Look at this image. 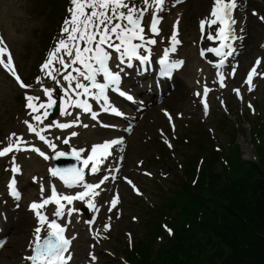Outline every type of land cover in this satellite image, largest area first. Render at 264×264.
Wrapping results in <instances>:
<instances>
[{
  "label": "snow or ice",
  "instance_id": "1",
  "mask_svg": "<svg viewBox=\"0 0 264 264\" xmlns=\"http://www.w3.org/2000/svg\"><path fill=\"white\" fill-rule=\"evenodd\" d=\"M165 2L166 0H143V7H137L131 3V0H71L73 7L68 10L70 18L65 19L61 29V38L58 40L53 51L49 53L48 59L41 65V72L57 84L61 83L57 77H62L63 81L67 82L64 93L68 97L65 102L69 107L81 109L82 112L90 114L94 120L98 119L99 112L93 110L92 104L87 99H82V97L87 96L92 97L96 103L100 104L101 111L123 116L124 113L112 104L108 95L109 90H113L122 96L127 95L119 87L121 81L119 71H113L110 67V50H114L119 54L121 63H124L126 58L129 61L132 58H136L143 63H147L149 56L140 54L139 50L145 45L157 43L155 36L159 35L157 24L160 17L158 13L163 10ZM238 7V0H213L210 13L199 22L202 33L207 26V39L220 41L218 48L207 49L210 52H214L218 57H221L217 65L218 68L224 66L227 58L231 57L235 52L232 42L239 39L234 34V25L236 24L234 13ZM89 9L90 11H88ZM150 9L152 11V20L146 34L145 28L142 26V18ZM253 15H257L258 19L264 22V15H258L255 10H253ZM113 21L119 22L113 23ZM178 23V20L174 23L173 31L168 38L172 42L171 47L164 50L163 58L160 60L161 65L164 66L162 72L164 75H170L172 69L178 68L183 64V61L180 60L169 61L170 52H175L176 45L180 43L177 39ZM81 44H83V47H81ZM5 56L7 57L6 61L4 59ZM65 57L68 59H65ZM260 62L257 59L247 73L245 83L248 85L249 91H252L254 76H264V73L257 72V66ZM0 65L15 78L21 88L28 89L30 87L17 74L13 65L11 52L7 49L2 37H0ZM69 69L71 70L69 71ZM234 74L235 68L232 69V75L234 76ZM99 76L103 77V82L98 81ZM218 76L220 86L224 87L225 77L223 73L218 72ZM37 82H40L39 77L37 78ZM43 91L47 96V103L40 102L37 105L36 102L40 100V97L29 95L27 92L25 95V106L30 110L29 115L32 117V120L37 123H43L42 116L47 118L49 115L48 110L56 103L52 99L51 90L44 88ZM208 91L209 89L205 86V96H207ZM233 91L237 95L240 94L239 88H235ZM197 95L200 94L197 93ZM240 98L243 99L242 96ZM127 99L132 100L133 97L127 95ZM207 107V103L205 102V113H207ZM249 107L251 108L252 105L249 104ZM41 109H43L42 113ZM62 115L72 116L73 113L65 109ZM169 119H171L170 115ZM24 123L30 131L38 135L40 141L46 143L53 150L55 157L72 155L81 161V166L79 167L73 166L67 169L53 167L50 169V172L54 177L59 176L67 187H80L83 189L82 191L77 192L75 195H58L55 185H51V195L49 197L44 198L41 202H33L30 205V208L37 217V226L34 228L35 236L29 245V247L33 248L35 254L27 256L26 259L31 264H67V261L71 260V254L66 256L65 253L69 252L71 240L64 236L66 227L58 223V220L65 216V214L71 216L73 212L78 210L67 208L66 211V205L61 203V201H66L67 205H71L74 200L85 201L87 197V207L90 209L95 208L96 205L93 203V200L96 196L100 195L96 189H100L101 185L105 181H108L110 177L105 175L98 183H88L85 180V169H88L90 174L99 172V165L112 155L110 149L116 145H122L124 141L121 138L95 144L91 147L90 154L82 156L81 154L88 150L85 148H72L71 153L57 151V145L48 140L45 135L40 134L44 129L37 131V128L28 120H25ZM74 126L88 127L87 124H82L79 115L75 116L70 122L58 124L60 129H68ZM46 127L50 128L52 125H47ZM70 135L71 137H75L78 133L73 131ZM15 136V133L11 134L9 137L10 142L6 147L0 149V157H4L12 152L14 145L16 151L22 150L20 148V138L12 140V137ZM24 143L27 142L25 141ZM63 143L68 144L69 139H64ZM168 146L172 147L170 143ZM32 150L37 152L41 157L49 159L39 148H33ZM13 171L19 172L20 168L14 167ZM114 171L118 172L119 169H114ZM146 174L151 175V173ZM124 179L135 191L139 192V189L136 188L128 177H124ZM16 184L17 181L13 178L8 187L11 195L18 198L19 192L17 191ZM40 191L43 193L45 189L41 187ZM53 202L58 207L53 212L54 218L49 220L42 209ZM118 203L119 194L116 193L109 201V211L115 209ZM88 223L91 224L92 221L89 220ZM105 227L107 229L109 226L106 225ZM45 229L47 235L42 237L41 232ZM168 231L171 234V229H168ZM94 235H98V233H94ZM92 259L95 260L96 257L92 256Z\"/></svg>",
  "mask_w": 264,
  "mask_h": 264
},
{
  "label": "rangeland",
  "instance_id": "2",
  "mask_svg": "<svg viewBox=\"0 0 264 264\" xmlns=\"http://www.w3.org/2000/svg\"><path fill=\"white\" fill-rule=\"evenodd\" d=\"M17 2V7L20 11L25 12L24 15L21 16L22 25L15 26L18 20H11V17L6 15L5 12L0 14V24L5 27L10 40L13 43L15 51L17 53L18 61L22 67V69L26 71V69L30 66V64L37 59L38 54L33 52V49L38 47L37 40V31H39L44 25V18L41 16V10L46 4L47 0H12ZM210 0H198L195 1L194 5L187 9L186 16V25L184 27L183 24V35L186 39V44L182 48L183 54L187 56V66L184 68L181 74H179L176 78V81L179 82L184 89L185 95L181 96L177 102H174L170 97L166 100V105L170 108H173L174 111L183 110L186 115H192L191 119H185L180 122L181 126V139L177 144V157L179 162H182L184 165L188 160V156L193 154L196 151V146L193 143H198V141L203 137L206 133L207 126H220V122L226 123L225 128L218 130V136H220L221 143L225 144L226 152H228V145L232 134H235L234 118H232L233 122H225L224 115L218 114V110H215L212 114L211 118L204 122L200 120V113L194 114V110L192 107V101L190 96V90L194 86L193 78L195 77V67L199 64L195 56V47L192 44V40L196 39V20L199 16H202L203 13L207 11V7ZM1 10V9H0ZM256 22L257 26L251 29V35L247 39V51L245 53V58L247 60H251V58L257 53V44L263 35V32L258 27L261 26L254 18H251L250 24ZM46 29H49L48 32H54L53 29L55 25L51 27L46 24ZM264 82V81H263ZM264 84V83H263ZM17 90L13 82L4 74L0 72V140L4 138L7 132L11 129H20V125L18 123L19 115L21 113V102L16 99ZM260 101L264 102V93L261 91L259 93ZM154 118V117H153ZM237 119L241 121L240 116L238 115ZM152 120V119H151ZM151 120L147 119V123L149 125V129L152 132V136L156 137L155 129L151 125ZM189 123H184V122ZM89 136L93 134L89 133ZM102 133H96L95 138H99ZM142 134L138 132L133 136L131 149L128 153L129 164H134V160L138 157H144L147 159L146 163H148L155 171L158 166H163L165 170L170 172V175L163 179H157L158 175L156 173V178L149 180L146 178H142L141 181L144 187L147 190V194L149 199L153 202V204L157 207L164 197L161 194L164 192L169 193L170 188L173 184H180L183 180L184 172L183 169H180L177 166V162L171 159V155L167 158H161L160 162H152V158L155 157V152L158 150L160 146L155 138V140L146 144L143 142ZM183 137L189 138V143L183 141ZM239 142L243 144V155L248 156L249 158H255L254 154H256L255 147L253 145V140L251 139V135L249 134V130H245L243 134L238 135ZM200 153H198V156ZM254 156V157H253ZM2 163H0V168ZM217 169L219 171H223V167L219 164L217 165ZM32 170H29L31 173ZM0 181H1V171H0ZM163 188V191L161 190ZM163 192V193H162ZM125 200L123 203L124 209L128 212L127 216L123 219L131 229H133L136 242L142 238H144L148 233L147 224H149V218L152 219L155 216L157 208L151 209V206L146 202H143L141 199L136 197H131L130 193H124ZM1 204V201H0ZM24 211L21 209L19 211V215H21ZM137 215L139 220L141 221L140 226L133 224L131 222V215ZM16 216H13L12 223ZM116 228H119L117 226ZM210 231L209 229H207ZM264 232V230H263ZM27 233L24 232L18 238V232H16V237L11 238V243L6 250L3 251L1 255V260L5 261L6 264H11L13 261H18L20 256V251L24 248V245L27 240ZM210 232H207L206 235L199 234L202 237V240H206L207 235ZM117 243H116V242ZM123 234L120 232H113L112 241L108 243L110 247L116 252L117 257L112 258L103 253L100 264H121L119 260V254L122 253V250H118V244L123 243ZM125 242V241H124ZM80 244V239L77 242ZM122 248V246H120ZM197 252V251H196ZM230 253V248L228 245L222 241H220V236L217 234H213L212 243L206 244L202 250L198 251L197 257L192 261L189 259L185 264H254L250 263L247 258L241 257L234 259H226V256ZM80 255V254H79ZM129 260L132 261V256L127 254ZM256 264H264V260H257ZM192 262V263H191ZM231 262V263H230Z\"/></svg>",
  "mask_w": 264,
  "mask_h": 264
},
{
  "label": "trees",
  "instance_id": "3",
  "mask_svg": "<svg viewBox=\"0 0 264 264\" xmlns=\"http://www.w3.org/2000/svg\"><path fill=\"white\" fill-rule=\"evenodd\" d=\"M229 159L230 170L223 165V171H219V158L211 155L193 188H176L171 202L173 206L182 205V219L175 239L162 244L155 259L139 264H185L212 243L213 234L230 248L226 259L244 257L254 264L264 260V144L257 160L243 159L238 144ZM192 171L193 165L188 163L187 174ZM207 232L210 234L202 240L200 235ZM140 251L149 255V245H140Z\"/></svg>",
  "mask_w": 264,
  "mask_h": 264
},
{
  "label": "bare ground",
  "instance_id": "4",
  "mask_svg": "<svg viewBox=\"0 0 264 264\" xmlns=\"http://www.w3.org/2000/svg\"><path fill=\"white\" fill-rule=\"evenodd\" d=\"M188 4H187V6H188ZM191 6H193V3L190 4V7ZM253 27H254V25L251 26V28H253ZM178 89L181 91V86L180 85L178 86ZM180 91L178 93H180ZM178 93H174L173 94L174 99H176L178 97ZM59 165L61 166L62 164L60 163ZM15 225H16L15 226L16 228L14 230V233L16 235V232H18V237H19L21 234H23L32 225V220L30 219L29 214L27 212L22 213L21 217L15 223ZM7 230H8V232H12L11 228H7Z\"/></svg>",
  "mask_w": 264,
  "mask_h": 264
}]
</instances>
